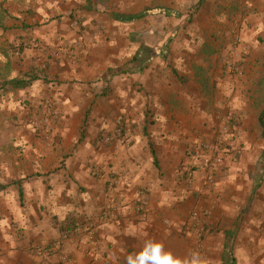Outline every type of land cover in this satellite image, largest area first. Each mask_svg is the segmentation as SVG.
<instances>
[{
	"label": "crops",
	"instance_id": "1",
	"mask_svg": "<svg viewBox=\"0 0 264 264\" xmlns=\"http://www.w3.org/2000/svg\"><path fill=\"white\" fill-rule=\"evenodd\" d=\"M125 2L0 0V55L12 39L36 41L48 63L34 81L59 104L53 140L30 163L28 204L8 191L15 205L0 218V264H40L34 248L50 244L48 264H126L145 239L180 257L198 251L209 264H264V126L254 112L258 68L246 57L258 34L237 73L225 59L207 73L197 60L212 33L183 13L186 2L146 3L170 15L126 11ZM80 19L88 29L74 26ZM197 208L211 229L201 250L189 230ZM70 218L95 240L63 234Z\"/></svg>",
	"mask_w": 264,
	"mask_h": 264
},
{
	"label": "rangeland",
	"instance_id": "2",
	"mask_svg": "<svg viewBox=\"0 0 264 264\" xmlns=\"http://www.w3.org/2000/svg\"><path fill=\"white\" fill-rule=\"evenodd\" d=\"M113 1H127L124 5H129V7L124 9L131 12H134L136 8L147 7L146 3L148 2V0ZM198 1L183 0L184 3L186 2L183 6V13L193 16V21L195 20V23H198L200 31L212 33L208 36L205 35L206 37L202 41L205 46L203 51L201 50L199 53L198 63H206L207 67H209L207 73H209L212 72L211 69L213 67L218 65V62L220 63L225 59L228 63L231 62L234 65V67L231 66V71L235 74V72L237 73L235 66H242L243 59L250 57V62L256 64L258 68V77L260 78L264 75V0H204L205 3L197 8ZM75 22L74 26L79 31L89 28L84 23V19H80V22L77 21L78 24H75ZM101 26H105L106 29L105 24L98 23L95 25L98 34L103 31L100 30ZM257 34V39L254 42L252 41L255 46L253 45L250 53H247L246 57H244L245 43H249L250 38ZM7 39L8 42L9 38ZM82 44L80 51L88 52L89 47L86 44ZM1 48L0 218L4 213V209L9 210L11 206L15 205L14 198H10V192H8L10 187H14L12 183L20 179L28 180V183L32 182L30 178L34 175L27 176L32 172L30 163L42 155L40 150H44L45 144L53 140L52 126L58 120L55 111L59 107V104L51 101L52 96L47 88V83L38 85V81L31 80L30 82L28 80L46 71L45 66L48 63L46 51L41 52L44 48L40 45L37 46L36 41L16 43L15 39H12ZM37 48L40 49V56L35 51L26 53V49L34 50ZM41 58L43 60L37 64ZM202 77L205 79L203 73ZM211 77L209 76L206 82L210 83ZM16 78L30 83L20 88L12 85L7 86L5 89L1 88L4 82ZM257 99V104L263 105L264 76H262V85ZM258 108L254 112L256 111L257 113ZM219 136L217 135L216 138ZM208 143L205 140L201 144L205 151L208 149ZM16 163L19 164L16 165ZM25 176L27 177L23 178ZM26 181L23 186L25 185V187L31 189L33 183L28 185ZM23 194V204L20 203L18 198L20 207H25L29 202V198H26L27 193L24 190ZM203 218L205 219V217ZM34 249L37 250V247ZM38 257L40 258V256Z\"/></svg>",
	"mask_w": 264,
	"mask_h": 264
},
{
	"label": "clouds",
	"instance_id": "3",
	"mask_svg": "<svg viewBox=\"0 0 264 264\" xmlns=\"http://www.w3.org/2000/svg\"><path fill=\"white\" fill-rule=\"evenodd\" d=\"M126 264H209V261L198 251L190 250L180 257L166 250L162 242L145 239L139 251L126 257Z\"/></svg>",
	"mask_w": 264,
	"mask_h": 264
},
{
	"label": "trees",
	"instance_id": "4",
	"mask_svg": "<svg viewBox=\"0 0 264 264\" xmlns=\"http://www.w3.org/2000/svg\"><path fill=\"white\" fill-rule=\"evenodd\" d=\"M204 0H199L198 3H197V8L201 7L203 4H204ZM172 12L169 11V8L167 7H164V6H155V7H145L144 10H143V14L144 15H148V14H165V15H170ZM263 64V62H262ZM264 65V64H263ZM28 76V75H27ZM30 76V75H29ZM264 76V75H262ZM262 76L259 78L258 82H257V85H256V91L254 92V99H255V104L258 108V106H260V115H259V120L261 122V124L264 126V103L263 105L261 106L260 103L257 104V96L259 95L260 93V88H261V85H262ZM39 77L38 76H35L33 77L32 79L29 78L28 80H37ZM30 82H27L23 79H12L10 81H6L4 82V84L2 85L1 88H6L7 86H10L12 85L13 87H25L27 86ZM258 110V111H259ZM85 135V132L82 131L81 132V137L83 138ZM26 180L24 179H20L14 183H12L15 187H16V190L18 191V198H19V201L21 204H23V197H24V194H23V190H24V186H23V183H25ZM83 226H85L83 223H80L78 222L75 218H70L68 219L66 222L63 223L62 227H61V230H62V233L63 234H75V232L78 231V229H81ZM85 228V227H83ZM81 233L85 234L86 232L82 231ZM60 247V249L62 248V246L59 244V243H55L54 244V247ZM43 248V249H42ZM51 248V244L50 245H46L44 247L42 246H39L37 247V249H42V250H49Z\"/></svg>",
	"mask_w": 264,
	"mask_h": 264
},
{
	"label": "built area",
	"instance_id": "5",
	"mask_svg": "<svg viewBox=\"0 0 264 264\" xmlns=\"http://www.w3.org/2000/svg\"><path fill=\"white\" fill-rule=\"evenodd\" d=\"M213 159L215 161V165L222 162V158L217 155H215ZM91 170L93 174H97L95 167H92ZM136 211L138 213H143L144 211H146V203L144 200H141L139 204L136 206ZM206 214H208L207 210L197 208V209H194L189 215V230L191 232L195 230L198 245H199V250L202 249V243H203L205 236H207L211 232V230L208 227L203 225V217H205ZM82 231L86 232L85 235L88 237L90 242H93L95 240L96 232L93 228H91L90 226H87L85 228L78 229L79 233H81ZM42 249H37L38 256L42 258L40 264H48L52 251L50 249L49 250L48 249L42 250ZM60 250L61 249L59 248L58 251ZM58 258L60 262L68 261L67 257L63 253H60L58 255Z\"/></svg>",
	"mask_w": 264,
	"mask_h": 264
}]
</instances>
